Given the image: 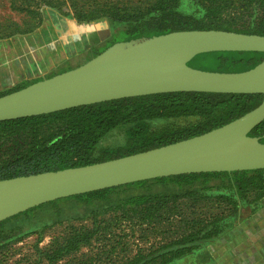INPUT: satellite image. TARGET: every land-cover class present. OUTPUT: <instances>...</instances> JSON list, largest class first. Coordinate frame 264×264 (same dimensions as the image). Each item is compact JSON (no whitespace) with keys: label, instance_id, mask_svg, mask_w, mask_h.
Returning <instances> with one entry per match:
<instances>
[{"label":"trees","instance_id":"trees-1","mask_svg":"<svg viewBox=\"0 0 264 264\" xmlns=\"http://www.w3.org/2000/svg\"><path fill=\"white\" fill-rule=\"evenodd\" d=\"M55 1L35 0L28 11L40 15L39 9L42 6L58 11ZM115 9V6L110 7L106 10L108 14L102 15L76 12L74 19L77 22L106 18L112 32L104 47L92 48L91 55L85 62L117 42L189 30L239 33L222 27L219 23L230 24L246 18L253 21L256 18L257 21L254 32L250 34L264 36V0H155L145 9L123 10L120 14L110 12ZM40 25L39 21L36 28ZM32 30L30 28L27 32ZM117 34L123 36V39L116 40ZM263 59L264 53L216 52L196 56L188 65L192 68L200 65L198 69L204 71L232 73L250 70ZM74 68L66 67L59 73ZM38 81L40 80L0 93V97ZM261 101L262 96L258 94L177 92L120 99L0 122V141L22 132H31L32 135L27 149L19 157L4 159L0 163V180L93 165L177 143L220 128L250 112ZM56 123H63L65 126L59 137L43 142L37 140L38 131ZM249 136L257 137L264 143V121ZM112 137L116 138L117 145L110 141ZM212 181L220 182L222 185L217 188L230 190L241 203L247 201L246 195L249 192L254 194L256 200L264 196V170L181 175L53 201L1 222L0 229L20 216H28L46 206L57 207L69 200L86 205L102 202L108 207L118 201L120 207L111 209L127 210L149 204L160 196H191L199 187L203 190L212 188ZM91 236V233L76 234L72 240L77 245L89 244ZM207 241H211V238ZM190 242L185 240L174 244L170 250L173 254L171 261L184 258L199 249L198 245L189 246ZM186 248H190L188 253L177 255L178 251Z\"/></svg>","mask_w":264,"mask_h":264},{"label":"rangeland","instance_id":"rangeland-1","mask_svg":"<svg viewBox=\"0 0 264 264\" xmlns=\"http://www.w3.org/2000/svg\"><path fill=\"white\" fill-rule=\"evenodd\" d=\"M33 1L0 0V93L49 78L66 67H77L90 57L92 48L104 47L112 35L106 18L77 22L76 12L102 15L115 6L110 12L120 14L145 9L155 2L56 0L58 11L42 6L40 15H34L28 11ZM39 21L41 25L36 28ZM219 24L250 34L257 21L246 18ZM30 28L33 30L27 32ZM115 39L122 40L123 36L117 34ZM64 129L63 123L44 126L37 132V140L59 137ZM31 140V132H22L0 141V163L19 157ZM110 141L118 143L114 137ZM210 185L208 190L197 188L191 196H160L127 210H112L120 207L118 201L110 207L102 202L86 205L74 200L42 207L0 229V264H208L199 260L198 251L224 235L250 210L261 207L251 192L241 203L230 190L217 188L220 182ZM89 233V244L77 245L72 240L76 234ZM185 240L199 249L182 260L171 261L172 246ZM189 251L186 248L177 255Z\"/></svg>","mask_w":264,"mask_h":264},{"label":"water","instance_id":"water-1","mask_svg":"<svg viewBox=\"0 0 264 264\" xmlns=\"http://www.w3.org/2000/svg\"><path fill=\"white\" fill-rule=\"evenodd\" d=\"M264 53V36L220 30L171 32L117 42L84 64L0 97V122L120 99L177 92L258 94L261 103L205 134L93 165L0 180V223L41 205L143 181L264 170V59L244 72L192 68L196 56Z\"/></svg>","mask_w":264,"mask_h":264},{"label":"crops","instance_id":"crops-1","mask_svg":"<svg viewBox=\"0 0 264 264\" xmlns=\"http://www.w3.org/2000/svg\"><path fill=\"white\" fill-rule=\"evenodd\" d=\"M253 199L260 203V209L246 210L249 213L243 220L202 247L198 251L200 261L208 264H264V196Z\"/></svg>","mask_w":264,"mask_h":264}]
</instances>
